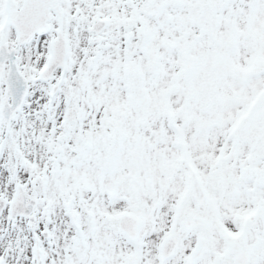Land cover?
Here are the masks:
<instances>
[{
  "label": "snow or ice",
  "instance_id": "obj_1",
  "mask_svg": "<svg viewBox=\"0 0 264 264\" xmlns=\"http://www.w3.org/2000/svg\"><path fill=\"white\" fill-rule=\"evenodd\" d=\"M0 264H264V0H0Z\"/></svg>",
  "mask_w": 264,
  "mask_h": 264
}]
</instances>
